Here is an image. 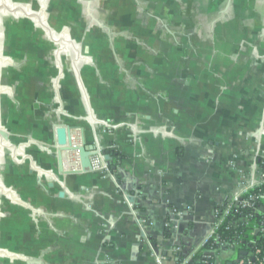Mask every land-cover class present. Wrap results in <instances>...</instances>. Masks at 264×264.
I'll use <instances>...</instances> for the list:
<instances>
[{"label":"rangeland","instance_id":"374dc122","mask_svg":"<svg viewBox=\"0 0 264 264\" xmlns=\"http://www.w3.org/2000/svg\"><path fill=\"white\" fill-rule=\"evenodd\" d=\"M6 9L0 227L28 207L30 152L52 146L57 127L81 136V121L136 120L149 98L179 99L186 112L188 100L217 86L247 102L259 84L264 100V0H6ZM237 86L243 98L231 97ZM0 251L13 256L0 255V264H12L1 232Z\"/></svg>","mask_w":264,"mask_h":264},{"label":"crops","instance_id":"0c3cea01","mask_svg":"<svg viewBox=\"0 0 264 264\" xmlns=\"http://www.w3.org/2000/svg\"><path fill=\"white\" fill-rule=\"evenodd\" d=\"M250 87L247 102L223 97L217 86L188 100L186 112L179 99L149 98L136 120L81 121L87 146L120 153L117 175L74 162L59 171L54 137L48 149L35 147L28 168L35 194L12 213L11 226L0 227L12 264H156L153 251L172 264L178 252L200 250L216 210L240 183L237 169L264 159V100L259 84ZM236 90L231 97L243 98V86Z\"/></svg>","mask_w":264,"mask_h":264},{"label":"built area","instance_id":"2783aa9c","mask_svg":"<svg viewBox=\"0 0 264 264\" xmlns=\"http://www.w3.org/2000/svg\"><path fill=\"white\" fill-rule=\"evenodd\" d=\"M90 163L92 170L111 175L100 151L90 157ZM237 171L240 183L222 209L216 210L210 232L201 241V248L206 244L211 246L201 264H264V167L258 163ZM239 215L242 217L237 219ZM138 224L144 235L145 225L140 220ZM221 227L240 232L233 241L224 240L218 235ZM214 247L220 249L219 257L214 254ZM198 251L182 260L174 258L176 260L172 264H189ZM153 258L156 264H163L154 251Z\"/></svg>","mask_w":264,"mask_h":264},{"label":"water","instance_id":"95a60500","mask_svg":"<svg viewBox=\"0 0 264 264\" xmlns=\"http://www.w3.org/2000/svg\"><path fill=\"white\" fill-rule=\"evenodd\" d=\"M5 14H6V0H0V38H1L2 27L5 19ZM2 132L5 140H7L5 132L4 131ZM54 139H55V144L57 145L56 158H57V166L59 171L63 172V168H64L63 154L69 151L77 152L81 171L92 170L90 157L97 155L98 151L94 149L92 146H87L82 136H80L79 147H75L72 144L71 128L57 127L54 130ZM100 152L103 155V160L108 165L109 156L104 154L102 151ZM127 199L129 202L133 201L132 198L129 196H127ZM1 252L4 253V251ZM3 255L10 258L13 257V256H9L8 254H2V256Z\"/></svg>","mask_w":264,"mask_h":264},{"label":"trees","instance_id":"16d2710c","mask_svg":"<svg viewBox=\"0 0 264 264\" xmlns=\"http://www.w3.org/2000/svg\"><path fill=\"white\" fill-rule=\"evenodd\" d=\"M104 154L109 156V161H108V169L109 171L113 174V175H117V170H118V166H119V162L122 159V156L120 155V153H118L115 149H113L112 147H109L107 149H104L102 151ZM259 164H261L264 167V159H259L258 161ZM140 208H137V211H140ZM242 215L236 216V218H241ZM237 232H240V230L234 231L233 229H229V230H225V227H221L218 230V235L221 239L224 240H229V241H233V238H235L237 236ZM211 250V246L210 244H206L204 245L197 253L196 255L191 259L189 264H198V263H203V261L205 260L204 255L207 253V251ZM214 254L216 255V257L220 256V249L214 247ZM178 260H182L185 257H183V255L178 252ZM215 258V257H214Z\"/></svg>","mask_w":264,"mask_h":264},{"label":"bare ground","instance_id":"6f19581e","mask_svg":"<svg viewBox=\"0 0 264 264\" xmlns=\"http://www.w3.org/2000/svg\"><path fill=\"white\" fill-rule=\"evenodd\" d=\"M10 6V5H9ZM14 7V6H13ZM7 10V9H6ZM7 13V12H6ZM16 13V12H15ZM19 13V12H18ZM16 15H18L17 13H16ZM72 135H73V137H72V144H73V146H75V147H79V144H80V136H79V134L75 131H73V133H72ZM76 153L77 152H75V151H69V152H65L64 154H63V161H64V166H65V168H66V163H68V162H74V164L76 163H79V160H78V157H77V155H76ZM76 159V162L74 161V160ZM78 161V162H77ZM73 164V165H74ZM76 168H80V165L78 166L77 165V167ZM3 188V187H2ZM3 253L0 251V255H2Z\"/></svg>","mask_w":264,"mask_h":264}]
</instances>
